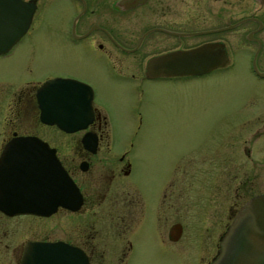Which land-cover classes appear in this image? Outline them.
Returning <instances> with one entry per match:
<instances>
[{
	"label": "flooded vegetation",
	"instance_id": "flooded-vegetation-1",
	"mask_svg": "<svg viewBox=\"0 0 264 264\" xmlns=\"http://www.w3.org/2000/svg\"><path fill=\"white\" fill-rule=\"evenodd\" d=\"M22 1L26 13L32 14L29 27L9 51L0 55L24 46L33 48L37 45L35 36L43 34L54 50L75 64V71L52 74L17 92L16 114L22 117L9 129V134H0V196L15 193L9 178L12 172L20 170L14 167L15 159L3 158L9 141L15 136H37L55 149L48 155L58 158L75 182L80 199L76 210L58 203V198L53 199V194L61 197L64 192L62 175H58L60 183L54 189L47 180L30 184L29 194L43 199L40 209L23 212L11 204L17 203L15 200L5 203L0 199V262L7 256L22 264L26 247L32 242L63 241L83 250L90 264H123L147 226L155 230L157 237L161 234L162 214L174 209L175 203L181 205L184 196L181 190L170 192L169 196L166 188L172 180L161 193V182L146 185L136 179L132 151L113 142L109 112L97 102L98 81L131 97H140L151 82L221 83L218 81L236 71L231 49L240 41L255 45L251 71L264 81V3L260 0ZM199 48L207 49L206 53L212 55L217 65L200 74L149 75L152 62L161 55ZM28 63L34 64L32 59ZM57 77L79 80L92 87L91 121L86 127L67 132L57 124L42 121L38 90L47 80ZM252 103L256 109L250 125L241 127L252 137L246 135L241 140L237 150L240 155L235 159L239 174L234 192L245 201L239 207H220L225 213L231 209L235 214L233 220L249 199L264 193V147L258 143L264 135V94L255 96ZM54 127L64 133L62 138L50 136L49 130ZM67 135L73 137L72 142L65 140ZM210 166H213L211 175L214 173L210 191L204 196L193 189L188 192L196 203L199 200L197 207L205 214L217 212V200L228 198L230 188L229 155ZM38 171L52 172L47 167ZM192 183L195 186L194 179ZM232 222L220 238V249L208 264L219 255ZM176 224H180L183 234L182 222L172 224L170 229ZM8 251L13 254L8 255Z\"/></svg>",
	"mask_w": 264,
	"mask_h": 264
},
{
	"label": "rangeland",
	"instance_id": "rangeland-1",
	"mask_svg": "<svg viewBox=\"0 0 264 264\" xmlns=\"http://www.w3.org/2000/svg\"><path fill=\"white\" fill-rule=\"evenodd\" d=\"M35 39L37 45L33 48L24 46L0 55V134H9L22 117L16 114L19 90L52 74L75 71V64L54 50L47 36L40 34ZM33 50L35 54L30 58ZM254 51L251 42L233 45L236 71L229 79L218 81L221 83L151 82L140 97H131L98 81L97 102L109 112L113 142L132 151L136 179L146 185L161 182V193L172 180L166 192L171 196L170 192L181 190L184 196L181 205L175 203L174 209L162 214L161 234L157 237L155 230L147 226L123 264H208L220 249V238L235 216L231 209L225 213L220 207H239L245 201L234 192L239 174L237 150L241 140L249 135L241 127L250 125L256 109L252 103L255 96L264 94V81L251 71ZM30 59L34 64L28 65ZM49 131L50 136L62 138L64 134L56 127ZM65 137L66 141H73L72 136ZM49 140L53 142L51 137ZM258 143L264 147V135ZM227 155L228 198L220 197L215 206L217 212L205 214L197 207L199 200L196 203L188 192L193 189L203 193L200 196L209 192L214 176L210 165ZM176 222H182L184 229L181 238L174 241L170 226ZM0 264L18 263L5 256Z\"/></svg>",
	"mask_w": 264,
	"mask_h": 264
},
{
	"label": "water",
	"instance_id": "water-1",
	"mask_svg": "<svg viewBox=\"0 0 264 264\" xmlns=\"http://www.w3.org/2000/svg\"><path fill=\"white\" fill-rule=\"evenodd\" d=\"M260 1L264 3V0ZM25 5L22 0H0V53L9 51L27 31L32 14L26 13ZM206 51L205 48H199L161 55V58L152 62L149 75L173 76L208 71L218 62ZM92 97V87L82 81L62 77L49 79L38 90L41 119L48 124H57L67 132L84 128L91 121L89 114ZM8 144L3 158L15 159L14 167L20 170L12 172L9 178L15 193L10 197L3 193L0 199L5 203L15 200L17 203L11 204L19 211L38 209L43 205V199L29 194L30 184L34 181L41 183L47 180L54 189L60 183L58 175H62L64 192L61 197H55L53 194V199L58 198V203L72 210L79 207L80 197L75 182L63 169L58 158L55 155L51 157L48 155L50 152L54 153L55 149L37 136H15ZM34 144L39 145L33 147ZM37 159L46 162L42 163ZM45 167L50 168L52 172L46 174L38 171ZM44 175H48V179ZM181 234L180 224L170 229V237L174 241L179 240ZM221 246L219 255L210 264H264V193L252 197L242 206ZM22 264H90V262L86 253L76 246L63 241H38L27 245Z\"/></svg>",
	"mask_w": 264,
	"mask_h": 264
}]
</instances>
